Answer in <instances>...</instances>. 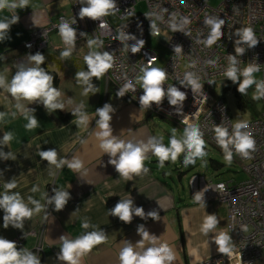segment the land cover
<instances>
[{
    "label": "crops",
    "instance_id": "0c3cea01",
    "mask_svg": "<svg viewBox=\"0 0 264 264\" xmlns=\"http://www.w3.org/2000/svg\"><path fill=\"white\" fill-rule=\"evenodd\" d=\"M70 8L71 0H29L28 8L15 10L19 21L11 26L7 38L0 42V75L5 77L6 82H11L18 65L29 63L28 55L36 54L25 49L31 34L55 22L59 16L68 14ZM11 16L12 12L7 8L0 9V19H10ZM51 38L48 47L51 46L55 52L64 50L60 40L54 44ZM43 55L48 69L59 76L57 89L61 95L58 101L64 104L61 111L67 113L82 106L81 110L88 111L85 113L89 119L86 126H78L75 122L77 118L63 123L54 111L48 112L38 101L20 100V103L35 109L33 114L38 125L28 129L25 127L28 121L15 109L16 98L0 87V113L5 114L0 119V139L6 132L13 135L9 144L2 146V150L5 153L10 151L15 157L14 160L0 159V192L4 191L3 184L6 181L15 179L17 187L12 192H19L25 203L31 196L45 205L40 213L23 221V230L11 226L5 229L4 213L0 210V237L14 242L22 240V245H17L18 250L23 248L31 252L36 244L43 245L41 264H65L57 258L62 246L59 239L62 235L76 239L94 230H104L107 239L84 254L80 264H120L119 253L125 241L135 245L142 239L137 233V227L141 224L150 234L158 236V242H166L172 248L175 253L172 264H198L221 254L213 239L221 232L232 237L233 248L237 238L227 229L225 207L203 197L206 207L194 200V196L202 192V179L209 180L204 172L192 175L190 194H185L180 184L174 181L175 176L181 181L186 175L187 171H183L180 166L183 162L177 166L168 160L161 167L158 158L149 152L144 161L147 171L132 174L131 180H128L119 175L109 163L111 157L99 147L100 141L96 137V132L100 131L96 125L99 119L97 108L111 104L115 109L111 120L114 136L134 143L147 142L150 137H156L167 146L168 141L159 135L151 119L156 115L148 113L125 96L118 97L110 90L105 73L94 84L95 95L93 92L84 95L83 90L87 86L78 88L75 83L76 73L80 71L78 65L69 60L71 67L59 57L47 55L46 51ZM64 79H70L71 83L66 85ZM12 112H17V115L13 117ZM49 149L57 151L58 160H81L82 169L77 172L70 170L67 165L60 169L49 165L39 156V151ZM216 173L215 177H219L217 175L220 173ZM33 187H37L38 191L32 192ZM54 188L70 192L71 198L61 211H55L47 202L54 195ZM130 197L135 206L143 207L145 219L134 216L131 223H125L110 215L109 210L118 201ZM29 207L34 206L29 204ZM153 210L158 212V220L147 217V213ZM207 214L216 215L220 222L205 235L200 229ZM85 219L90 224L88 229L82 226ZM148 246L145 242V247ZM253 264H264V256Z\"/></svg>",
    "mask_w": 264,
    "mask_h": 264
},
{
    "label": "clouds",
    "instance_id": "9594fccd",
    "mask_svg": "<svg viewBox=\"0 0 264 264\" xmlns=\"http://www.w3.org/2000/svg\"><path fill=\"white\" fill-rule=\"evenodd\" d=\"M28 4L29 0H0V9L7 8L12 12L10 19H0V42H3L7 38L11 26L19 21V16L15 10L28 8ZM81 5L83 6L80 8L79 18L99 20L100 28L107 26L100 18L114 14L117 11L116 0H81ZM153 15L154 13H149V16ZM176 21L177 17L173 15L169 24L173 32L185 31V27L190 23L186 17L180 18L179 24ZM203 22L209 26L210 31L206 39L198 40L197 42L202 43L205 47H211L223 35L221 26L224 24V20L223 18L207 16ZM74 24H76V20H73L72 23L62 20L59 24V35L66 45L65 49L60 53L61 58H67L72 55L77 38V30L73 27ZM150 31L152 36L160 35V30L155 20L151 22ZM235 34L240 39L235 42V55L230 54L228 57L229 64L224 75L233 83H238V91L241 94H245L246 89L255 84L256 92L253 99L259 100L261 97H264V81H257L253 75L259 71V65L248 64L247 67L241 69L238 67L240 61L237 59V57L243 56L246 52V48L241 45H247L248 49L254 48L259 40L251 27L237 29ZM80 35L85 36L87 34L81 32ZM116 39L124 42V48L126 50L130 48L133 54L140 52L145 45V41L139 39L135 44L129 46L126 42L128 40H135L136 37L127 35L122 30L118 32ZM101 44L102 42L97 39L87 40V46L91 49L84 56L88 71H78L76 73L78 83L87 86L83 90L84 95H88L89 92H93V95H95V85L92 83V78L99 79L112 67L113 55L111 53L108 51L101 53L94 50L101 46ZM182 51V46H174L175 54H179ZM45 59V56L39 52L35 55H28L29 63L27 65H18V70L10 83L6 82L5 77L0 75V87H3L12 97L16 98L17 103L15 104V109L28 121L25 125L28 129H32L38 125L36 115L33 114L35 109L20 103V100H27L29 102L38 101L48 112L64 109V104L58 101V97L61 94L53 85V76L44 67H41V65L45 64ZM156 62L157 58L152 57L147 66H142L140 69L141 75L136 80V83L143 90V94L139 96L140 106L142 108H150L153 104L159 106L166 98L171 106L176 107L177 112H182L183 102L187 95L186 92L181 91L174 85L168 86L165 89L163 85L168 74L162 68L154 67L153 65ZM208 63H215V61L209 60ZM241 77H243L242 80ZM179 83L184 88H190L192 92H202V84L199 82V78L192 72L185 73L184 80ZM129 91H136L135 84L131 80L126 81L118 89L116 95L118 97H124ZM81 107H77L72 114L77 117L75 122L78 126H86L89 117L81 111ZM17 112H12V116L15 117ZM114 112L115 109L111 104H105L103 107L96 109V115L99 117L96 125L100 129V131L96 132V137L100 141L99 147L111 157L109 163L115 167L120 176L128 180H131L132 174L138 175L141 171H147L144 168V161L146 154L149 152L158 158L161 167L164 166L165 161L171 160L175 162L181 152L186 153L183 158V163L186 166L194 163L195 157H203L206 155L204 151L205 141L202 138V133L195 123L188 122L187 115H185V119L183 120V123L187 125L184 129L183 137L178 139L175 135V130H173L169 144L165 146L161 142V139L156 137H150L147 142L140 141L134 143L114 136L111 127L112 114ZM4 115V113H0V119H3ZM247 127V122L237 121L233 125L232 134L229 135L227 127L223 125L215 126L216 141L222 148L225 154L224 158L227 162L231 163L233 156L232 148L242 156H248V150L253 148L254 141L251 139L250 134L242 131L243 129H247ZM12 139L13 135L11 132L4 133L2 139H0V159H15L10 151L5 153L2 150V146L9 144ZM39 156L42 160L47 161L49 165H54L57 169L67 165L70 170L79 172L83 167V162L76 158L72 160L61 158L58 160L55 149L41 150L39 151ZM52 174L54 175V173ZM16 187L17 183L15 179L6 181L3 184L4 191L0 192V210L4 213L3 227L5 229L11 226L23 230V221L40 213L45 205H42L31 196L28 197V202L25 203L19 192L11 191ZM220 187L222 188L223 185ZM31 191L36 192L38 188L33 187ZM53 192L54 195L50 196L47 202L48 204H54L55 211H61L71 198L70 192L55 188ZM202 197L203 192L197 193L194 196V200L202 202L201 206L206 207ZM29 204L34 207H29ZM109 213L111 216L118 217L125 223H131L134 216L142 219L146 218L143 207L135 206L131 197L118 201L109 210ZM147 217L158 220L159 214L153 210L147 213ZM219 222L216 215L207 214L200 230L207 235L216 228ZM82 226L85 229L90 227L87 219L83 221ZM91 227L94 228L95 226ZM137 233L142 239L137 241L135 245L125 241V246L119 253L120 264H172L175 260V253L166 242H158V236L150 234L143 224L138 225ZM59 239L62 241V246L57 258L64 261L65 264H80L81 257L90 252L95 245L104 243L107 236L104 230H94L76 239H69L66 235H62ZM213 239L218 246V252L230 256L232 251V237L221 232L215 235ZM145 242L150 246L145 247ZM0 264H41V258L26 249L22 248L18 250L16 242L0 237Z\"/></svg>",
    "mask_w": 264,
    "mask_h": 264
},
{
    "label": "built area",
    "instance_id": "2783aa9c",
    "mask_svg": "<svg viewBox=\"0 0 264 264\" xmlns=\"http://www.w3.org/2000/svg\"><path fill=\"white\" fill-rule=\"evenodd\" d=\"M143 2L146 4V12L134 16L136 6ZM116 4L117 11L114 14L100 18L107 25L100 28L99 20L80 19L78 14L83 6L81 0H71L69 13L34 31L25 49L34 53L46 51L53 34L59 37L61 46L65 48L66 45L59 35V24L62 20L69 23L76 20V24L73 25L77 30L75 44L88 40V36L101 41L102 44L99 46L101 53L108 51L113 55L112 67L105 72L108 84L118 90L126 81L131 80L136 91H129L125 97L140 106L139 96L143 94V90L136 80L141 75V67L147 66L152 57L157 58L154 67L159 63L156 51L147 46L150 39H156L170 51L169 61L163 69L168 74L163 86L167 89L168 86L174 85L187 95L182 112H177L176 107L171 106L166 98L159 106L153 104L150 108H143L148 113L161 116L183 127L187 126L183 123L187 115L188 122L199 127L202 138L224 154L216 141L214 128L223 125L231 135L235 123L224 96H219L216 88L222 83L232 82L227 79L224 72L229 64V55H235V42L240 39L235 32L244 27H251L259 42L254 48L249 49L247 45H241L246 48V52L243 56L237 57L240 61L238 67L242 69L248 64L259 65L257 72L262 74L264 81V0H225L215 8L209 5V0H116ZM149 13L154 15L149 16ZM173 15L177 17L178 24L180 18H188L190 23L185 27V31L171 30L169 24ZM207 16L224 20L221 26L223 35L211 47H205L197 42L206 39L209 34L210 28L203 22ZM152 20L156 21L160 30L159 36L151 35ZM120 30L136 37L135 40L126 42L129 46L139 39L145 41L140 52L133 54L130 48L127 50L124 48V42L116 39ZM81 32L87 35L81 36ZM176 45L183 48L179 54L174 53ZM209 60L215 63H208ZM187 72H192L199 78L202 92H192L190 88L180 85L179 82L184 80ZM260 103L262 110L259 116L247 121V129L242 130L250 134L254 141L253 148L248 150V156H242L232 148V159L242 167L248 179L236 183L225 180L216 182L203 178L201 183L203 198L215 200L225 207L227 229L236 236L237 242L230 256L221 253L198 264H253L264 256V97L260 98ZM51 206L54 207V204ZM16 244L21 246L22 240L18 239ZM36 252L42 258L44 247L41 246Z\"/></svg>",
    "mask_w": 264,
    "mask_h": 264
},
{
    "label": "rangeland",
    "instance_id": "374dc122",
    "mask_svg": "<svg viewBox=\"0 0 264 264\" xmlns=\"http://www.w3.org/2000/svg\"><path fill=\"white\" fill-rule=\"evenodd\" d=\"M224 1L225 0H209V5L215 8V7H218ZM145 12H146V4L143 2L136 6V12L134 16L142 15ZM51 39L54 44L59 43V40H60L57 37V35H54V34L52 35ZM88 39H93V38L91 36H88ZM147 46L151 48L152 50L156 51V53L158 54L159 63L156 64L155 67L164 69V67L167 65L169 61L170 51L167 49V47H165L162 43L158 42L156 39H150L147 43ZM52 49L53 48L51 46H49L46 49L47 55L53 56V57H59L60 59L66 61L69 66H71V62H69L70 60L72 61L73 64L78 65V67L80 68V71H88V66L84 61V56L87 55L91 51V49H89L87 46V40H83L81 42L76 43L73 49L72 55L67 58H61L60 53L63 50L55 52ZM94 50L101 52L99 47L95 48ZM53 66L54 64L51 65V67ZM253 75L257 81H262L261 73L255 72ZM64 81L66 85H69L71 83L70 79H64ZM98 81L99 79H96L95 77L92 78L93 84L97 83ZM75 83L77 84L78 88L80 87L83 88L85 86L83 84L78 83L77 79ZM226 88H229V91L224 93V90ZM232 88H233L232 84L222 83L218 85V87L216 88V93L219 96H222V95L224 96L225 102L227 104L228 110L230 112V115L234 123H236L237 121H245V122L251 121L254 115V111L241 110L238 108L237 100L231 91ZM248 88H249V95L253 99V96L256 92V85L253 84ZM253 100L257 102V105H256L257 110H262L260 99L259 100L253 99ZM151 119L154 122L156 131L159 133V135H161L162 138L165 139V141H168V144H169L170 137L173 135V130H175V135L178 139L183 137L184 129H185L184 127H181L177 125L176 123L168 119H165L161 116H153ZM204 141H205L204 151L206 155H204L203 157H197L194 163H190L186 166L184 163H181L183 162V158L186 153L181 152L179 156L177 157V160L175 161L177 166L180 165L181 163L180 165L181 169L183 171H187L183 180L180 181L176 176L174 179L175 183L180 184V187L184 189L183 191L185 194H190V178L192 177L193 174H196L200 171L204 172L206 177L208 176L209 179L212 178L213 181H217V179H221L227 182L232 181V182L240 183L248 179L247 174L242 170V167L235 162L234 159L231 160V163L227 162L224 158L225 155L221 153L219 149L209 144L205 139ZM210 160L218 161L224 165L223 171L219 172L221 173L219 177H215V175L212 174L211 168L209 167ZM182 164L184 165L182 166ZM176 174L178 173H175V175Z\"/></svg>",
    "mask_w": 264,
    "mask_h": 264
},
{
    "label": "trees",
    "instance_id": "16d2710c",
    "mask_svg": "<svg viewBox=\"0 0 264 264\" xmlns=\"http://www.w3.org/2000/svg\"><path fill=\"white\" fill-rule=\"evenodd\" d=\"M45 52V51H44ZM44 52H41V54H43ZM41 67H44L45 70L53 76V85L54 87L58 88V85H59V76L56 72L48 69L47 65L44 64V65H41ZM243 78H241L242 80ZM231 84L233 85V88L231 89L232 93L234 94L236 100H237V106L239 109L241 110H252L254 111V115H253V118H257L260 114V110H257L256 108V105H257V102L255 100H253L250 95H249V89L246 90V93L245 94H241L239 91H238V83H233L231 82ZM110 90H112L113 92L117 93V89L113 86H110ZM227 91H229V88H226L224 90V93H226ZM82 112H88L86 110H81ZM57 116L60 117V119H62V122L63 123H67L75 118H77L76 116H74L72 114L73 111L71 112H67V113H64L62 112L61 110H55L54 111ZM252 118V119H253ZM197 159V157L194 158V161ZM209 167L211 168V172L213 175L217 174L216 172H221L223 171L224 169V165L221 164L220 162L218 161H214V160H210L209 162ZM180 171V170H179ZM182 173L179 174V176L181 175ZM221 173L217 176H220Z\"/></svg>",
    "mask_w": 264,
    "mask_h": 264
},
{
    "label": "water",
    "instance_id": "95a60500",
    "mask_svg": "<svg viewBox=\"0 0 264 264\" xmlns=\"http://www.w3.org/2000/svg\"><path fill=\"white\" fill-rule=\"evenodd\" d=\"M41 246H43V245L36 244L35 248H34L31 252H33V253H35V254L37 255L36 250H37L38 248H40Z\"/></svg>",
    "mask_w": 264,
    "mask_h": 264
}]
</instances>
